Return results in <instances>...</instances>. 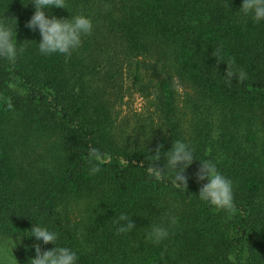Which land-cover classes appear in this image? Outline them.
Listing matches in <instances>:
<instances>
[{
  "label": "trees",
  "instance_id": "1",
  "mask_svg": "<svg viewBox=\"0 0 264 264\" xmlns=\"http://www.w3.org/2000/svg\"><path fill=\"white\" fill-rule=\"evenodd\" d=\"M0 244L264 264V0H0Z\"/></svg>",
  "mask_w": 264,
  "mask_h": 264
},
{
  "label": "rangeland",
  "instance_id": "2",
  "mask_svg": "<svg viewBox=\"0 0 264 264\" xmlns=\"http://www.w3.org/2000/svg\"><path fill=\"white\" fill-rule=\"evenodd\" d=\"M132 83L130 82V86ZM129 86V84H128ZM129 86V87H130ZM133 87V86H132ZM185 90L180 88V99L184 96ZM122 119H130L131 123L135 122V119L139 117L157 118L155 108L151 102L141 94L133 91V88L127 92V97L124 99L122 106L120 107ZM0 264H23L20 261L14 259L7 251V247L0 244Z\"/></svg>",
  "mask_w": 264,
  "mask_h": 264
}]
</instances>
